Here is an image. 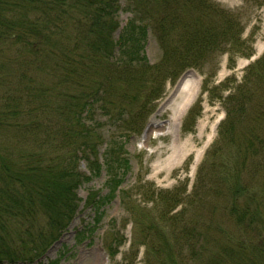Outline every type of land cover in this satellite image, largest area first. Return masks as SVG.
<instances>
[{"label":"trees","instance_id":"trees-1","mask_svg":"<svg viewBox=\"0 0 264 264\" xmlns=\"http://www.w3.org/2000/svg\"><path fill=\"white\" fill-rule=\"evenodd\" d=\"M125 2L130 18L122 27V0H0V264H60L69 254L65 245L56 259L42 258L78 215L80 187L103 170L108 192L90 194L88 206L100 216L119 198L150 241L163 233L157 226L173 224L172 212L189 203L185 183L173 190L151 186L144 193L139 184L144 200L133 205L130 192L120 190L131 171L121 137L142 132L168 83L191 69L203 73L205 63L220 54H228L232 64L235 55L249 58L252 46L242 38L238 17L211 0ZM151 35L161 49L154 64L146 54ZM7 57L12 60L4 63ZM258 87L264 88V55L222 98L225 118L197 172L196 190L214 188L223 203L212 210L239 230L232 237L214 220L209 223L208 230L227 239L214 232L212 240L196 243L199 254L212 246L206 264H264V180L256 186L264 171ZM201 110L197 100L183 132L192 131ZM82 158L88 173L80 169ZM142 202L153 206L142 209ZM97 216L77 232L76 244L96 231ZM163 247L156 251L171 262L174 252Z\"/></svg>","mask_w":264,"mask_h":264},{"label":"rangeland","instance_id":"rangeland-1","mask_svg":"<svg viewBox=\"0 0 264 264\" xmlns=\"http://www.w3.org/2000/svg\"><path fill=\"white\" fill-rule=\"evenodd\" d=\"M211 1L238 17L244 27L242 38L252 46V56L245 58L235 55V62L232 64L228 54H220L205 63L203 73L193 69L186 71L176 84L166 85L164 94L155 102V110L146 120L142 132L130 135L128 138L121 137L125 141L131 171L120 190L130 192V202L133 205L136 206L144 200L137 189L139 184L144 185V188H141V192L144 193L152 187L157 190H173L185 183L187 184V195L191 194L187 198L189 203L172 212L171 216L176 215L172 220L173 224L167 226L164 223L162 228L157 226L156 228L163 233L150 241L147 239L149 238L147 231L133 224L132 215L119 198L109 202L102 209L100 216H97L96 212L88 206L87 199L90 194L93 196L99 193L100 196H104L108 192L107 176L103 170L99 177L93 178L80 187L78 194L82 202L79 213L61 240L43 256V262L48 263L56 259L59 256V250L65 245L69 254L60 260V264H163L164 262L169 264L174 259L178 264L182 263V260L185 264H206L208 250L212 246L209 244L208 248L206 246V251L199 254L196 252L199 249L196 243L205 244V241L201 239L212 240L211 235L215 233L218 235L215 230H208L212 220L218 223L220 228L229 232L232 237L239 234L238 227L230 222L226 215L219 210L217 213L212 210L214 203H223L217 198L216 190L214 188L196 190V181L199 166L204 161L207 150L217 139L219 126L225 118V105L222 98L234 92L242 82L247 68L264 55V5L255 3L254 0L252 2L246 0ZM129 18L126 2L122 0L118 13V20L122 27L126 25ZM155 39V36L151 35L146 48L151 64L161 58V49ZM2 60L7 63L12 58H2ZM183 85L186 88L184 92V89H180ZM215 86H219V89H215L214 92L211 89ZM207 90H210V93ZM255 93L261 100L256 101L261 102L259 104L264 108V88L258 87ZM197 100L201 101L200 116L191 132H183V120L189 108ZM248 106L252 114L253 110L250 105ZM107 131L108 129H106V134ZM79 166L82 171L88 173L83 158ZM260 175L263 176L258 177L260 182L256 183L259 187L264 180V171ZM253 176L255 173L250 174V177ZM210 177L212 178L210 187H212L215 179L214 172L210 174ZM192 195L194 197H191ZM199 197L200 200L195 204L194 201ZM152 206L151 203L146 202L141 204L142 209H151ZM152 214L158 219L156 213ZM96 216L100 217L96 231L82 244H76L77 232L84 226L93 224ZM219 237L223 241L227 239V236L223 237L221 234ZM160 245L175 253H173L171 262L165 253L156 251L157 246ZM110 248L116 250L115 256L110 255ZM180 248L182 256L177 252Z\"/></svg>","mask_w":264,"mask_h":264},{"label":"bare ground","instance_id":"bare-ground-1","mask_svg":"<svg viewBox=\"0 0 264 264\" xmlns=\"http://www.w3.org/2000/svg\"><path fill=\"white\" fill-rule=\"evenodd\" d=\"M180 89H184L183 92L186 90L185 86H181Z\"/></svg>","mask_w":264,"mask_h":264}]
</instances>
